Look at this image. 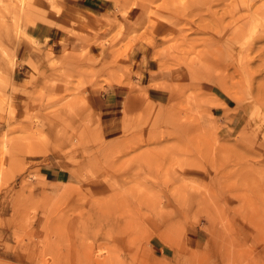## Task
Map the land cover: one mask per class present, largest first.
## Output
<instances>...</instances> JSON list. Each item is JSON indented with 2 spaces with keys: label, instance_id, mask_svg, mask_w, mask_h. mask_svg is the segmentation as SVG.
<instances>
[{
  "label": "rangeland",
  "instance_id": "374dc122",
  "mask_svg": "<svg viewBox=\"0 0 264 264\" xmlns=\"http://www.w3.org/2000/svg\"><path fill=\"white\" fill-rule=\"evenodd\" d=\"M137 43L169 98L96 107ZM0 264H264V0H0Z\"/></svg>",
  "mask_w": 264,
  "mask_h": 264
},
{
  "label": "crops",
  "instance_id": "0c3cea01",
  "mask_svg": "<svg viewBox=\"0 0 264 264\" xmlns=\"http://www.w3.org/2000/svg\"><path fill=\"white\" fill-rule=\"evenodd\" d=\"M53 36H55V34L42 27L34 29L32 32V37H34L37 42H40L41 46H45L43 53H46L49 46L52 53L58 56L73 52V47L70 42L63 40L53 41V38H51ZM46 39L50 40L48 47L43 44ZM42 48L43 47H41V49ZM32 58L35 63H40L41 60L44 59V55L35 52ZM110 59L112 60V67L104 71H107L108 74L105 79L110 81L112 85L105 87L106 91H99L94 94L93 102L96 107L105 108L104 111L108 112H127L125 114L138 112L139 109L136 105H138L139 102L145 104L147 98L142 94L138 95L134 92L133 94L136 98L133 101L136 105L132 109L130 108L129 111H126V104L131 93L130 84H134L140 90L146 92L148 97L156 103L164 102L169 98L170 94L165 95L163 98L160 94L156 93L157 89L154 84L159 82L168 83L171 81V77L169 74L163 73L165 71H159L158 66H155L154 61L149 56V46L143 43H137L128 54L127 59L119 61L112 54ZM117 63L123 66L125 69L124 73H120L115 69L114 65ZM138 96H141V98H138ZM62 175L64 174L60 171L47 170L45 174L46 182L49 184L59 183V177Z\"/></svg>",
  "mask_w": 264,
  "mask_h": 264
},
{
  "label": "bare ground",
  "instance_id": "6f19581e",
  "mask_svg": "<svg viewBox=\"0 0 264 264\" xmlns=\"http://www.w3.org/2000/svg\"><path fill=\"white\" fill-rule=\"evenodd\" d=\"M253 5V4H252ZM255 5V4H254ZM234 30V29H233ZM234 33V32H233ZM263 38V37H262Z\"/></svg>",
  "mask_w": 264,
  "mask_h": 264
}]
</instances>
